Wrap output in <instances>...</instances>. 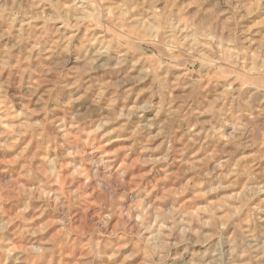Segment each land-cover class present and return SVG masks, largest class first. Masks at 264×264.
I'll use <instances>...</instances> for the list:
<instances>
[{"label": "rangeland", "instance_id": "obj_1", "mask_svg": "<svg viewBox=\"0 0 264 264\" xmlns=\"http://www.w3.org/2000/svg\"><path fill=\"white\" fill-rule=\"evenodd\" d=\"M0 264H264V0H0Z\"/></svg>", "mask_w": 264, "mask_h": 264}]
</instances>
